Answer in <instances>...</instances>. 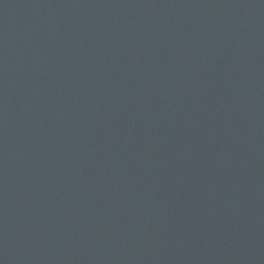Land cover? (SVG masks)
I'll use <instances>...</instances> for the list:
<instances>
[{"label":"water","instance_id":"obj_1","mask_svg":"<svg viewBox=\"0 0 264 264\" xmlns=\"http://www.w3.org/2000/svg\"><path fill=\"white\" fill-rule=\"evenodd\" d=\"M0 264H264V0H0Z\"/></svg>","mask_w":264,"mask_h":264}]
</instances>
